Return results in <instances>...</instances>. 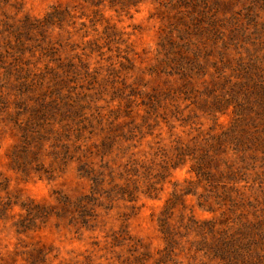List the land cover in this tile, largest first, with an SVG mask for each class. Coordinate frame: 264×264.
I'll use <instances>...</instances> for the list:
<instances>
[{
	"label": "rangeland",
	"instance_id": "374dc122",
	"mask_svg": "<svg viewBox=\"0 0 264 264\" xmlns=\"http://www.w3.org/2000/svg\"><path fill=\"white\" fill-rule=\"evenodd\" d=\"M253 225L264 0H0V264H221Z\"/></svg>",
	"mask_w": 264,
	"mask_h": 264
},
{
	"label": "trees",
	"instance_id": "16d2710c",
	"mask_svg": "<svg viewBox=\"0 0 264 264\" xmlns=\"http://www.w3.org/2000/svg\"><path fill=\"white\" fill-rule=\"evenodd\" d=\"M208 231L212 236V228H208ZM219 235L211 243H200L203 248H199V251H205L206 257L221 264H264V241L254 225L239 229L236 237L228 236L224 231Z\"/></svg>",
	"mask_w": 264,
	"mask_h": 264
}]
</instances>
